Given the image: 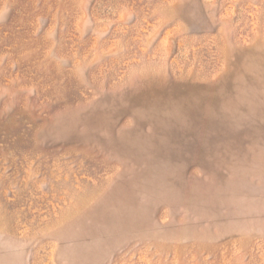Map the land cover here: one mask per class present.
<instances>
[{
	"label": "rangeland",
	"instance_id": "1",
	"mask_svg": "<svg viewBox=\"0 0 264 264\" xmlns=\"http://www.w3.org/2000/svg\"><path fill=\"white\" fill-rule=\"evenodd\" d=\"M0 264H264V0H0Z\"/></svg>",
	"mask_w": 264,
	"mask_h": 264
}]
</instances>
